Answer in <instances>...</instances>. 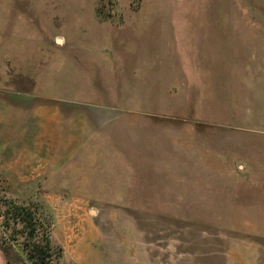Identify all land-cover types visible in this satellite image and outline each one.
I'll use <instances>...</instances> for the list:
<instances>
[{
    "label": "rangeland",
    "instance_id": "374dc122",
    "mask_svg": "<svg viewBox=\"0 0 264 264\" xmlns=\"http://www.w3.org/2000/svg\"><path fill=\"white\" fill-rule=\"evenodd\" d=\"M0 144V264H264V0H0Z\"/></svg>",
    "mask_w": 264,
    "mask_h": 264
},
{
    "label": "crops",
    "instance_id": "0c3cea01",
    "mask_svg": "<svg viewBox=\"0 0 264 264\" xmlns=\"http://www.w3.org/2000/svg\"><path fill=\"white\" fill-rule=\"evenodd\" d=\"M10 116V115H9ZM7 123L4 122L3 123V126H5ZM8 128V127H7ZM5 131H7V129L4 128ZM10 130V128H9ZM2 136V135H1ZM0 147L1 144H0ZM44 154V153H43ZM39 154V155H31L30 153H21L20 154V158L23 157V158H26V159H34V158H37V163H35V168H31V170L33 172H36L37 173V178L38 180H42L41 177H44L46 176V166H47V163H50L49 161L45 160V154ZM39 160V161H38ZM20 165L21 168L20 170L21 171H28L29 170V167H30V163L27 161V160H21V161H17L15 162L13 160V157L10 156V158L8 157V155H6L5 153V150L1 149L0 148V170H5V171H8V170H11L13 169L14 165ZM57 172V170H56ZM55 172V173H56ZM59 172V171H58ZM80 199H79V202H83V203H104V202H110V201H106V200H89V199H86V197L84 195L82 196H78Z\"/></svg>",
    "mask_w": 264,
    "mask_h": 264
},
{
    "label": "trees",
    "instance_id": "16d2710c",
    "mask_svg": "<svg viewBox=\"0 0 264 264\" xmlns=\"http://www.w3.org/2000/svg\"><path fill=\"white\" fill-rule=\"evenodd\" d=\"M12 204H13V203H10L11 208L13 207ZM16 208H17L19 211L22 210V208H21V209L18 208V207H16ZM25 211L27 212L26 209H25ZM25 214H26V216H31V215H29V213H25ZM22 220H27V219H22ZM33 258H34V257L29 258V259H31V264H37V263L34 262V259H33Z\"/></svg>",
    "mask_w": 264,
    "mask_h": 264
}]
</instances>
